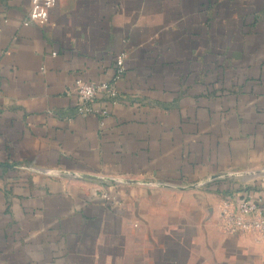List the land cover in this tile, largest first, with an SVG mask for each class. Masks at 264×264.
<instances>
[{
    "label": "crops",
    "instance_id": "crops-1",
    "mask_svg": "<svg viewBox=\"0 0 264 264\" xmlns=\"http://www.w3.org/2000/svg\"><path fill=\"white\" fill-rule=\"evenodd\" d=\"M56 1L39 27L0 0V264H264L219 227L264 206V0Z\"/></svg>",
    "mask_w": 264,
    "mask_h": 264
},
{
    "label": "built area",
    "instance_id": "built-area-1",
    "mask_svg": "<svg viewBox=\"0 0 264 264\" xmlns=\"http://www.w3.org/2000/svg\"><path fill=\"white\" fill-rule=\"evenodd\" d=\"M56 0H30V6L23 26H45L48 23L50 12L55 8ZM125 55L120 54L113 69L112 78L108 82L93 83L84 82L80 79L75 81V91L77 96L76 112L81 117L98 115L105 117L107 110H96L93 107L98 97L108 105H115L119 102L116 91V81L125 72ZM52 175L50 172H45ZM114 184H143L147 186L168 187L169 184L155 182H138L132 179H111ZM108 200V195H103ZM219 227L227 234L253 233L264 239V206L254 202L236 201L234 199H223L219 207Z\"/></svg>",
    "mask_w": 264,
    "mask_h": 264
}]
</instances>
